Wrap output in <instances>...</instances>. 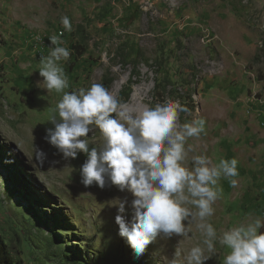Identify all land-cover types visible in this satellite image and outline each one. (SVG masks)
<instances>
[{
    "label": "rangeland",
    "instance_id": "obj_1",
    "mask_svg": "<svg viewBox=\"0 0 264 264\" xmlns=\"http://www.w3.org/2000/svg\"><path fill=\"white\" fill-rule=\"evenodd\" d=\"M53 35L70 51L60 62L65 92L93 83L111 92L121 82L111 93L134 110L172 99L190 109L178 123L205 119L203 155L213 164L238 160L239 175L231 178L237 186L221 177L209 218L219 236L256 218L264 222V0H0V237L13 264H167L177 246L187 254L197 244L211 256L205 264H223L230 250L217 241L208 252L195 224L189 237L158 236L135 258L110 205L116 197L131 201L130 193L85 188L83 153L51 167L36 163L34 144L59 159L42 137L51 117L59 118L63 93L38 86ZM141 87L148 89L144 99L132 103ZM93 127L90 148L103 141ZM198 140H187L188 167L200 155Z\"/></svg>",
    "mask_w": 264,
    "mask_h": 264
},
{
    "label": "clouds",
    "instance_id": "obj_2",
    "mask_svg": "<svg viewBox=\"0 0 264 264\" xmlns=\"http://www.w3.org/2000/svg\"><path fill=\"white\" fill-rule=\"evenodd\" d=\"M60 23L66 31L73 30L68 16H62ZM49 39L52 47L48 55L40 58L38 71L43 81L38 86L43 83L47 91L63 95L55 109L59 118L51 117L53 127L44 129L42 139L55 149L52 155L59 159H50L48 151L34 144L36 163L51 167L83 153L86 159L79 176L85 188L116 186L120 192L130 193L131 201L127 196L116 197L110 205L117 209L118 234L135 258L141 257L158 236L189 237L190 225L195 224L204 236L202 244L208 252H214L217 241L230 250L223 264H264V231H260L264 222L260 218L219 236L209 222L215 211L213 205L223 191L219 180L229 178L231 186L236 187L238 181L231 178L239 172L236 158H221L213 164L203 154L193 155L188 167L193 147H186V142L205 132V119L178 123L179 114L189 113L190 109L172 99L133 110L101 83L65 92L68 78L60 62L69 59L70 51L61 46L57 36ZM93 126L99 129L103 141L90 148L88 137ZM210 257L200 244L191 247L187 254L177 246L167 264H205Z\"/></svg>",
    "mask_w": 264,
    "mask_h": 264
},
{
    "label": "bare ground",
    "instance_id": "obj_3",
    "mask_svg": "<svg viewBox=\"0 0 264 264\" xmlns=\"http://www.w3.org/2000/svg\"><path fill=\"white\" fill-rule=\"evenodd\" d=\"M120 86H121V82H116L114 85H113V87H112V89H111V92H113L114 94H116L118 91H119V88H120ZM148 89H146L145 87H141V88H137L136 90H135V92L132 94V97H131V101H132V103H134L135 101H137V100H139V99H141V100H143L144 99V96H145V92L147 91ZM131 109H133L134 110V108H133V105L131 104V106H129ZM199 140H198V146H197V150H198V153L201 155V154H204V141L203 140H201V138L199 137L198 138ZM196 144V145H197ZM188 145H190L189 144V142L187 141L186 142V147L188 146Z\"/></svg>",
    "mask_w": 264,
    "mask_h": 264
},
{
    "label": "trees",
    "instance_id": "obj_4",
    "mask_svg": "<svg viewBox=\"0 0 264 264\" xmlns=\"http://www.w3.org/2000/svg\"><path fill=\"white\" fill-rule=\"evenodd\" d=\"M13 262L11 251L0 237V264H13Z\"/></svg>",
    "mask_w": 264,
    "mask_h": 264
}]
</instances>
